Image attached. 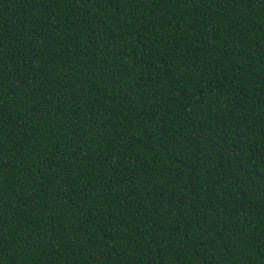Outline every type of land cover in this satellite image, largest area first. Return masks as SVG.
Instances as JSON below:
<instances>
[{
	"label": "trees",
	"instance_id": "1",
	"mask_svg": "<svg viewBox=\"0 0 264 264\" xmlns=\"http://www.w3.org/2000/svg\"><path fill=\"white\" fill-rule=\"evenodd\" d=\"M0 264H264V0H0Z\"/></svg>",
	"mask_w": 264,
	"mask_h": 264
}]
</instances>
